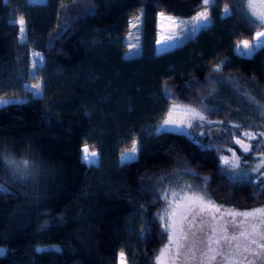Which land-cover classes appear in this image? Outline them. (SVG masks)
<instances>
[{
  "label": "trees",
  "instance_id": "16d2710c",
  "mask_svg": "<svg viewBox=\"0 0 264 264\" xmlns=\"http://www.w3.org/2000/svg\"><path fill=\"white\" fill-rule=\"evenodd\" d=\"M213 6L210 25L157 52L158 13L194 16L202 0H0V97L18 98L0 106V264H118L119 253L155 264L168 236L164 192L179 176L202 180L224 206L264 205V177H231L216 138L157 130L172 104L223 127L264 110V44L236 52L264 27L239 0ZM84 145L96 164L81 158Z\"/></svg>",
  "mask_w": 264,
  "mask_h": 264
},
{
  "label": "rangeland",
  "instance_id": "374dc122",
  "mask_svg": "<svg viewBox=\"0 0 264 264\" xmlns=\"http://www.w3.org/2000/svg\"><path fill=\"white\" fill-rule=\"evenodd\" d=\"M239 2H241L244 10L250 16L248 0H239ZM213 8V0H209L208 4H203L202 2V7L194 16L176 20L174 19L175 17L170 19L172 16L160 13L157 33L158 49L171 48L184 39L185 36L193 34L191 30L194 25H196L197 31L201 26L196 24L195 18L201 12L207 13L209 20L206 26L210 25L214 19ZM140 20V15L131 20V29L126 37L129 54L136 52L138 48ZM258 32H264V30L255 32L251 39L240 41L238 44L241 45V48L243 47V41H247L252 46V54L258 48L256 45L259 42L255 39ZM19 35L20 39H24L25 32H20ZM260 39L264 41V37ZM236 52L239 53L238 51ZM32 54H34L33 51ZM32 61H36L33 55ZM31 85L33 84H30L29 87ZM31 90L36 93L35 89ZM17 99L0 97V100L6 101ZM242 115L246 117L252 116L253 120L248 121L249 124L244 127L241 123L238 125L229 123L228 127H223V120L220 118L207 117L201 110L190 106L172 104L164 120L158 125L157 130L181 132L190 136H204L206 134L209 138H216V146L223 151L221 163L231 177H264V167H260L261 161L264 160V136H261V133H264V110L259 111L254 107L246 108ZM200 117H203V119H200ZM169 118L175 123L173 125H164V121ZM188 124L192 126L187 127ZM235 127L239 128L238 130L240 131L234 129ZM245 133L251 134L254 138L250 139L244 135ZM237 140H240L241 143H236ZM85 146H82L81 158L83 157ZM245 146L249 148V151H243ZM236 147L242 153L248 154L251 152L252 160H243L241 154L237 153ZM88 148L90 151L97 153V163L98 152L90 147ZM130 149L122 153V160H130L124 159L125 154L130 152ZM225 158H227L228 163H225ZM234 164H238V167H233ZM258 168L259 170H257ZM165 193H167V196H165ZM193 197H201L205 204L210 202L212 205L219 206L220 210L216 211L215 208H207L205 204H201ZM164 199L165 204L160 217L168 236L165 244L156 254L155 262L161 251L167 247L169 253L165 257L166 264H264V217L257 214L255 217L245 218L233 214L264 208V205L250 210L224 206L210 198L202 180L188 176H179L171 180L165 189ZM201 208H204V211H200ZM252 240H256V243H251ZM177 245H179L178 249ZM177 250L179 251V256L176 255ZM2 252L3 248H0V253ZM118 264H128L124 254L122 257L121 253H119Z\"/></svg>",
  "mask_w": 264,
  "mask_h": 264
},
{
  "label": "snow or ice",
  "instance_id": "6c2138e0",
  "mask_svg": "<svg viewBox=\"0 0 264 264\" xmlns=\"http://www.w3.org/2000/svg\"><path fill=\"white\" fill-rule=\"evenodd\" d=\"M202 2H203V4H208L209 0H202ZM248 9L250 11V18H251V22L253 23V26L254 27L255 26L264 27V0H248ZM225 13L228 14V9H225ZM161 15H163V14H161ZM195 19H196L197 25L204 27V26H206V24L209 20V17H208L206 12H201ZM19 23L21 25L20 32L23 33L24 32V28H23L24 20H23V18H21L19 20ZM173 23H175V22L173 21ZM191 31H192V33H195L196 25L193 26ZM261 37H264V32L256 33L255 39L259 42L256 45V47H259V46H261V44H264V41H261V39H260ZM252 50H253L252 46L249 45V43L247 41H243V47L242 48H241L240 44L237 45V51L241 55H251ZM38 63H42V60L34 61L33 67L35 68ZM30 89H35L36 90L35 94H37V95L42 94V91H41L42 85L41 84H33L30 86ZM7 103H10V101L0 100V106H4ZM200 119H203V117H200ZM174 123L175 122L172 121L171 118L166 119L164 121V125H166V126L167 125H173ZM191 126H192L191 124L187 125V127H191ZM244 135L248 136L250 139L254 138L249 133H245ZM261 136H264V133H261ZM236 143L239 144V143H241V141L237 140ZM243 151L247 152V151H249V148L245 146V147H243ZM136 152H137V147L135 146V143H134L130 149V152L125 154L124 159L134 158ZM96 157H97V153L95 151H90L88 146L86 145L83 149V157H82L83 160L87 163L95 164L96 163ZM225 163H228L227 158H225ZM233 167H238V164H234ZM260 167H264V160L261 161ZM257 170H259V168ZM0 191H3V189H0ZM165 196H167V193H165ZM193 199L199 201L201 204H205V202L203 201V198H201V197H193ZM205 207L215 208L216 211L220 210L219 206L212 205L210 202L205 204ZM200 211H204V208H201ZM173 214H175V213L173 212ZM233 214L234 215H240V216H243L245 218L255 217L257 214L264 217V208H258V209H255L253 211L236 212ZM241 235H243V233H241ZM170 242H171V237H170ZM251 243L255 244L256 240H252ZM178 248H179V245H177V249ZM245 251H247V249H245ZM168 253H169V249L166 247L158 255L155 264H166L165 257L168 255ZM176 255L179 256L178 250L176 252ZM257 255H258V253H257ZM121 256L123 257V253H121ZM245 259H246V257H245Z\"/></svg>",
  "mask_w": 264,
  "mask_h": 264
},
{
  "label": "crops",
  "instance_id": "0c3cea01",
  "mask_svg": "<svg viewBox=\"0 0 264 264\" xmlns=\"http://www.w3.org/2000/svg\"><path fill=\"white\" fill-rule=\"evenodd\" d=\"M159 15H160V13H158V17H157V33H158V22H159V20H160V16H159ZM168 16H169V15H168ZM169 18H170V17H169ZM173 18H174V17H171L170 19H173ZM174 19L176 20V18H174ZM200 28H202V27H200ZM200 28H199V29H200ZM160 46H162V45H160ZM174 46H175V45H174ZM174 46H173V47H174ZM173 47H171V48H173ZM171 48H168V49H171ZM168 49H160V50H159V49H158V46H157V40H156V51H157V52H163V51L168 50Z\"/></svg>",
  "mask_w": 264,
  "mask_h": 264
}]
</instances>
